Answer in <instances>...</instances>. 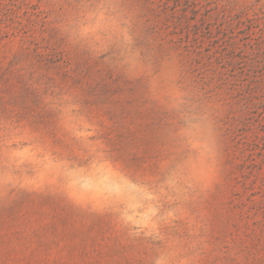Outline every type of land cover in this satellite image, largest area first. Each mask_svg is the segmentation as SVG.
Here are the masks:
<instances>
[{"label":"rangeland","instance_id":"1","mask_svg":"<svg viewBox=\"0 0 264 264\" xmlns=\"http://www.w3.org/2000/svg\"><path fill=\"white\" fill-rule=\"evenodd\" d=\"M0 264H264V0H0Z\"/></svg>","mask_w":264,"mask_h":264}]
</instances>
